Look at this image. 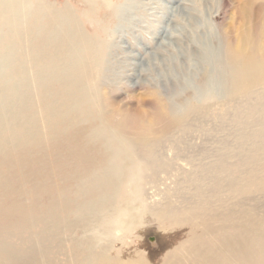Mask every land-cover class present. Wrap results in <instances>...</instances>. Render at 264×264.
Returning a JSON list of instances; mask_svg holds the SVG:
<instances>
[{
    "label": "bare ground",
    "instance_id": "obj_1",
    "mask_svg": "<svg viewBox=\"0 0 264 264\" xmlns=\"http://www.w3.org/2000/svg\"><path fill=\"white\" fill-rule=\"evenodd\" d=\"M102 1L107 3L111 0ZM240 14L243 19L248 18L246 24L252 23L248 10ZM4 15L8 16L3 19L8 28L2 31L0 37V65L11 68L9 57L17 53L22 56L19 62L26 57L32 72L38 70L29 74V80L26 76L19 77L21 86L14 91L5 93L0 89V257L4 261L58 264V260L62 259L63 264H73L80 255L84 261L75 264H149L145 257L150 253L147 249V253L139 252L134 259L130 256L125 262L110 258L104 252L113 248L116 242L121 243L135 235L144 225L145 228L156 221L169 229L185 224L184 227L189 230L184 232L182 243L168 248L152 264H264V207L261 208L264 200L260 203L255 196L257 193L264 196V39L259 38L253 26L238 28L235 38L231 30L228 31L224 47L221 43L209 48L204 56L200 54L198 82L206 91L199 97H193L195 100L191 96L186 99V102L194 103L183 114L243 115L236 116L235 149L218 140L216 146L221 150L214 148L218 149V153L212 152L211 157L207 154L208 150L197 155L193 151L195 157L192 154L188 156L189 162L194 161L196 167L195 174L188 176L190 181H201L195 186L194 199L181 196L182 199L174 202L166 196L156 204L147 200V191L145 194L148 180L154 183L158 173L170 165V160L159 153L158 146L182 117L171 115L177 114V109L162 113L165 119L163 129L140 131L133 136L125 134L118 138L116 146L109 142L108 133L120 131V121H112L109 117L104 118L105 127L90 131L86 141L80 130L72 131L68 126L70 123L64 128L54 126L49 131L48 135L53 140L63 135V147L68 155L58 157L51 169L56 168L47 175L54 177L62 173L63 177L68 170L67 163L71 168H79L66 175V180L71 176L75 183L78 204L73 213L77 222L75 225L83 231L81 237L62 238L59 245L49 247L56 233L53 234L51 227L47 229L46 224L57 225L54 212L48 215V219L40 220V226L45 223L42 235L27 236L3 223L8 221V213H12L9 211H13L24 214L30 225H37L38 213L34 211L56 205L51 196L48 205L39 201L48 189L43 187L45 160L34 157L30 151L32 146L43 142L34 120L40 113L53 120L67 114L73 119L99 106L89 101L86 95L89 94L88 88L77 76L93 78L94 73L100 74V61L94 59L100 57L97 46H102L101 43L96 46L95 39L83 31L73 33L64 28L52 31L51 36L46 38L33 34L25 42L29 45V52L25 54V45L21 44L25 34L23 29L30 26L31 32H38V23L34 19L31 23L28 21L17 0H6V3L0 0V17ZM61 19L71 20L68 13ZM59 47L60 52L63 47L74 48L64 58L66 64L77 68L80 75L74 73L77 71L61 74L53 66L54 62L63 58L56 53ZM192 49L189 52H196ZM191 55L196 57L198 54ZM22 64L21 61V67ZM196 66L191 68L198 74L199 71L194 69ZM24 71L22 69L21 73L25 74ZM56 76L64 79L72 76L70 79L75 81L69 80L68 85L59 91L52 82ZM213 82L221 88V97H218L220 94L218 98L211 95ZM196 98H200L201 102ZM40 104L43 110L37 111ZM218 134L224 137L221 132ZM25 135L30 136L29 142L23 141ZM98 137L103 139L104 144L94 148L91 141ZM9 143L13 149L8 147ZM66 180H62V194L70 189V186H65ZM29 186L35 195L34 201L24 198ZM79 217H82V223ZM147 233L149 231L143 236ZM66 235L68 233L64 231ZM73 243L81 248L78 255L67 250V244ZM96 246L99 251L95 250ZM151 252L155 253L153 257L158 253Z\"/></svg>",
    "mask_w": 264,
    "mask_h": 264
},
{
    "label": "rangeland",
    "instance_id": "obj_2",
    "mask_svg": "<svg viewBox=\"0 0 264 264\" xmlns=\"http://www.w3.org/2000/svg\"><path fill=\"white\" fill-rule=\"evenodd\" d=\"M17 1H19L21 10L23 9L28 21L31 23L34 19L35 23H38V32L37 30L31 32L30 26L23 29L25 34L21 41L22 46L26 41H29V38L33 37V34L37 33L36 37L43 35V38H46L51 36L52 31L64 28L73 33H77L78 30L83 31L95 39L96 46L101 43L102 47L97 46L100 57L94 59L100 61V74L94 73L93 78L77 76L81 83L88 88L89 94L86 95L89 101L97 103L99 106L92 112L89 111L87 114L73 119L69 114L56 120L46 118V114L43 113L36 114L34 124L38 127L43 142L32 146L30 151L33 152L34 157L45 160L43 175H46L43 178V187L48 189L44 197L39 198V201L43 204L47 203L51 196L56 205L54 208L48 207L34 211L38 213L37 225H30L24 214H15L13 211H9L12 213H8V221L3 225L13 230H19L27 236L29 234L31 236L32 234L42 235L45 223L40 226V220L45 217L48 219V215L54 212L57 225L48 223L46 227L47 229L51 227L53 234L56 233L57 237L55 235L54 241L48 244L49 247L59 245L62 238L81 237L83 231L80 226L75 225L77 222L73 213L76 204H78V198L74 191L76 186L71 176L66 180V175L68 176L79 168L75 166L71 168L67 163L68 170L65 171L63 177L62 173L54 177L47 175L50 170L53 171L56 168L54 166L51 169L58 157H67L68 155L67 151H64L67 149L63 147L65 144L63 135L56 136L54 141L48 134L54 126L64 128L70 123L71 125L68 126L72 128V131L80 130L83 140L86 141L90 131L105 127V117H109L112 121H120V131L108 133L109 142L116 146L118 138H122L121 136L125 134L133 136L140 131L163 129L165 119L162 113L166 110L171 112L173 109H177L178 113L171 115H181L182 117L175 124V128L168 131L167 136L159 142L158 146L159 153L170 160V165L158 173V179L154 183L148 180L149 184L148 188H145V194L147 191V200L156 204L166 196H169L174 202L182 199L181 196L194 199L195 186L201 181H190L195 174L196 167L193 164L194 161L189 162L188 156L192 154L195 157L193 151L197 155V153L208 150L207 154L211 157L212 152L218 153V149H220L216 146L218 140L235 149L237 143L235 140L236 116L243 115L183 114L194 103L193 101L186 102V99L190 96L192 98L199 97L200 93L206 91V88L198 82L200 54L204 56L205 52L210 50L209 48L215 45L220 46L221 43V46L224 47V43L228 41L227 32L231 30L233 38H235L237 29L242 26H253L258 32L259 38L264 39V0H111L107 3L102 0ZM3 3H6V0H3ZM243 10H248L251 13L253 24L249 22L246 24L248 18L243 19L240 14ZM67 13L71 18L69 22L61 19ZM5 17L8 16L0 17V37L2 31L8 28L3 22ZM23 48H25V54L29 52V45H25ZM60 48L56 50V53L62 55L63 58L54 62L53 66L61 74L77 71V68L68 66L67 60L64 58L66 54L73 52L74 48L64 49L63 47L62 52L59 51ZM190 48L196 51L194 52L196 55L198 54L196 57L191 55L194 53L189 52ZM19 58L22 56L17 53L9 57L8 63L11 67L9 69L8 65H0V89L5 93L14 91L21 86L19 77L26 76L29 80V74L38 72V70L32 72L26 63L28 61L26 57L20 62ZM21 61L23 67H21ZM193 65H197L194 69L199 71L198 74L191 68ZM213 68H216L215 63ZM22 69L25 70V74L21 73ZM74 73L80 75L79 71ZM71 77L68 76V79H64L62 76H56L52 78V82L60 91L68 85L69 80L75 81L70 79ZM75 84L78 83L75 82ZM211 89L213 97H217L218 94H220L218 97H221L219 85L213 82ZM51 98L53 99L54 96L51 95ZM196 99L201 102L200 98ZM41 108V104L38 105L37 111H42ZM254 115L257 116V114ZM219 132L224 137L221 138ZM29 140V135L23 137V141L29 142ZM101 143L104 144V141L100 137L91 141L94 148H99ZM8 147L13 149L10 143ZM214 148L218 149L214 150ZM62 178L67 181L65 186H70L69 191L65 192L66 195L60 192ZM38 181L40 182V177ZM29 188L30 186L24 198L34 201L35 195ZM255 196L260 203L264 200V196L258 193ZM180 204L182 205L181 202ZM262 207L264 206L262 205ZM79 219L82 223V217ZM183 223L186 222L183 221ZM144 226L139 228V231L132 237L119 242L120 244L116 242L113 248L104 254L125 262L130 256H133L134 259L135 255H138L139 252H146L147 249L150 253L146 252L147 256L145 257L149 264H152V261L160 258L168 248L182 243L185 238L184 232L189 230L184 227L185 224L169 229L165 224L156 221L150 223L145 227L146 229ZM198 227H200L199 224ZM64 231L68 235L64 236ZM148 231L149 233L143 236ZM144 241L147 242L146 246L142 245L145 243ZM67 245L68 252L79 254L78 251L81 248L78 244ZM95 250L99 251L98 246L95 247ZM129 250L130 252H127ZM151 251H158V253L153 257L155 253ZM80 259L79 255L73 264L84 261L83 258V260ZM61 263L63 264V261L59 259L58 264ZM0 264H14V262L4 261V258L0 257Z\"/></svg>",
    "mask_w": 264,
    "mask_h": 264
}]
</instances>
